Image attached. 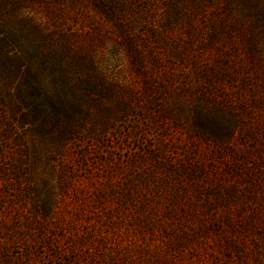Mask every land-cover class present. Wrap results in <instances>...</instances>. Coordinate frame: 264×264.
I'll return each instance as SVG.
<instances>
[{
    "label": "rangeland",
    "instance_id": "1",
    "mask_svg": "<svg viewBox=\"0 0 264 264\" xmlns=\"http://www.w3.org/2000/svg\"><path fill=\"white\" fill-rule=\"evenodd\" d=\"M8 1L71 46L76 114L38 131L0 87V264H264V85L211 77V8Z\"/></svg>",
    "mask_w": 264,
    "mask_h": 264
},
{
    "label": "trees",
    "instance_id": "2",
    "mask_svg": "<svg viewBox=\"0 0 264 264\" xmlns=\"http://www.w3.org/2000/svg\"><path fill=\"white\" fill-rule=\"evenodd\" d=\"M169 2L175 13L187 20L208 7L211 8L209 15L217 16L218 31L209 38L220 37L221 47L214 65L217 71L211 73L212 78L234 82L238 69L248 70L264 85V0ZM188 4L192 6L191 10L185 9ZM42 41L46 42V39L33 20L8 0H0V87L22 110L23 121L38 131L73 119L76 114V96L69 84L71 75L76 72V57L71 46L65 44L57 54L48 48L46 54L44 49L41 50ZM42 63L47 64L52 77L48 86L37 80L33 71L34 66L38 68ZM69 92L72 98L68 96Z\"/></svg>",
    "mask_w": 264,
    "mask_h": 264
}]
</instances>
